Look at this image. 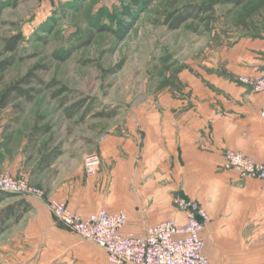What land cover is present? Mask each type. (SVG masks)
Returning a JSON list of instances; mask_svg holds the SVG:
<instances>
[{
	"label": "crops",
	"instance_id": "0c3cea01",
	"mask_svg": "<svg viewBox=\"0 0 264 264\" xmlns=\"http://www.w3.org/2000/svg\"><path fill=\"white\" fill-rule=\"evenodd\" d=\"M254 7L246 14L254 26L225 41L207 68L185 75L182 92L167 88L139 102L117 129L97 138L102 163L94 176L84 172L83 155L50 159L55 150L40 152L30 130L1 124L0 168L44 188L46 196H25L28 210L0 233V264H108L104 247L53 216L52 197L82 215L122 211L128 215L123 233L135 235L169 218L183 222L177 196L203 200L211 215L205 253L213 263L236 260L216 255L214 246L262 235L264 180L240 177L225 154L233 149L264 162V93L240 80L264 75V0Z\"/></svg>",
	"mask_w": 264,
	"mask_h": 264
},
{
	"label": "rangeland",
	"instance_id": "374dc122",
	"mask_svg": "<svg viewBox=\"0 0 264 264\" xmlns=\"http://www.w3.org/2000/svg\"><path fill=\"white\" fill-rule=\"evenodd\" d=\"M260 1L0 0V62L16 57L2 74L0 98L31 71L44 82L23 85L42 88L31 102L21 97L5 107L0 102V128L20 126L26 134L35 125L46 126L34 141L40 152L94 153L97 138L117 129L139 102L157 99L167 88L182 92L185 75L207 68L225 41L241 27L254 26L246 14ZM190 11L197 16L187 17ZM10 37H19L18 50L2 55ZM56 91L61 95L54 98ZM78 101L82 109L68 117L65 108ZM19 103L23 108L17 112ZM22 196H0V212ZM196 201L207 211L203 200ZM14 222L10 218L6 225ZM243 241L214 246L216 255L232 254L236 260L212 264H264V232Z\"/></svg>",
	"mask_w": 264,
	"mask_h": 264
},
{
	"label": "built area",
	"instance_id": "2783aa9c",
	"mask_svg": "<svg viewBox=\"0 0 264 264\" xmlns=\"http://www.w3.org/2000/svg\"><path fill=\"white\" fill-rule=\"evenodd\" d=\"M240 80L252 89L264 93V75L241 76ZM264 118V108L261 111ZM105 135H102V140ZM227 166L240 177L264 180V162L233 149H226ZM84 172L94 176L102 163L98 152L84 153ZM0 190L24 196L45 198L43 188L33 187L26 179H18L10 172L0 171ZM49 209L56 219L78 233L85 240L104 247L108 264H212L205 253L204 229L210 219L209 213L194 199L177 196L175 204L186 214L183 222L169 218L146 228L145 233H123L128 215L122 211L110 212L100 208L82 215L67 202L48 198Z\"/></svg>",
	"mask_w": 264,
	"mask_h": 264
},
{
	"label": "trees",
	"instance_id": "16d2710c",
	"mask_svg": "<svg viewBox=\"0 0 264 264\" xmlns=\"http://www.w3.org/2000/svg\"><path fill=\"white\" fill-rule=\"evenodd\" d=\"M245 0H232V2L236 5V4H240L243 3ZM193 16H197V13L195 11H190L187 17H193ZM19 37H10L7 38L5 40V48L4 51L1 53L2 55L8 51H12V52H16L18 50V45H19ZM16 62V57L14 55L9 56L7 58H5L3 61L0 62V81L3 78V73L4 70H6L7 68H9L10 66H12L14 63ZM33 81H37L40 84H43V80L41 78H39L36 74H34V72H30L28 75H26L25 77H23L19 83L13 84L10 86V88H8L7 90H5V92L2 94L1 98H0V102L2 104V106L5 107V105L9 104L10 102H13L15 99L18 98H23L26 101L31 102L32 100H34L35 96L37 95V93H39L42 88H37L36 86L34 87H26L23 86L24 84L29 85L31 84V82ZM52 83H49V85H47V87L51 86ZM59 95H61V91H56L53 93V97L56 98ZM60 104L62 107H64V105L67 103V98L66 96L61 97L60 99ZM83 106V102L82 101H78L75 104H72L68 107L65 108V114H67L68 117H75L79 111L82 109ZM22 105L21 103L18 104V107L16 109L17 112H20V110H22ZM115 113L112 111L111 113L108 114H104L102 112H100V115H105V116H112ZM47 127H37L35 125V127H33L31 130V135H30V139L31 141H35V139L37 138V136L39 134H42L44 132L47 131ZM59 154V152L57 150H55L54 152H52V155H50V159L54 158L55 156H57ZM44 158V156H43ZM42 160H45L43 159ZM1 192V197L3 196H8V194H10V192H6V191H2ZM4 194V195H2ZM30 207V203H28V201L25 199L24 196H22V198H20L18 201L9 204L7 207L3 208L0 212L1 214V219L2 221L0 222V233L2 231H4L6 228L9 227V225H6V221L10 218H14L15 221H19L21 219V217L23 216V214L28 210V208Z\"/></svg>",
	"mask_w": 264,
	"mask_h": 264
}]
</instances>
